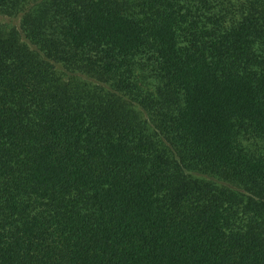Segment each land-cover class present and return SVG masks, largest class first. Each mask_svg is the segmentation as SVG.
Returning <instances> with one entry per match:
<instances>
[{"label": "trees", "instance_id": "trees-1", "mask_svg": "<svg viewBox=\"0 0 264 264\" xmlns=\"http://www.w3.org/2000/svg\"><path fill=\"white\" fill-rule=\"evenodd\" d=\"M0 12V264H264V0Z\"/></svg>", "mask_w": 264, "mask_h": 264}, {"label": "rangeland", "instance_id": "rangeland-1", "mask_svg": "<svg viewBox=\"0 0 264 264\" xmlns=\"http://www.w3.org/2000/svg\"><path fill=\"white\" fill-rule=\"evenodd\" d=\"M12 28H16V29L20 28V15L10 16L0 12V29L2 30V32L6 33ZM79 76L85 82H93V80L88 76L85 75H79ZM245 143L249 144L250 141L249 142L245 141ZM255 145L259 150L264 151V141H257L255 142Z\"/></svg>", "mask_w": 264, "mask_h": 264}]
</instances>
